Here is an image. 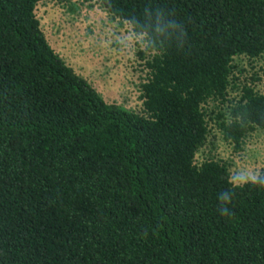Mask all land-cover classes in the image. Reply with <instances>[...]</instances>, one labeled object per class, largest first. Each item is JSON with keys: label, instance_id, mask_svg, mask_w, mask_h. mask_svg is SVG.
Segmentation results:
<instances>
[{"label": "trees", "instance_id": "1", "mask_svg": "<svg viewBox=\"0 0 264 264\" xmlns=\"http://www.w3.org/2000/svg\"><path fill=\"white\" fill-rule=\"evenodd\" d=\"M40 1L0 0V264H264V187L221 215L227 164L195 163L209 120L235 148L264 132V91L232 85L264 58V0H94L143 36L139 113L54 51Z\"/></svg>", "mask_w": 264, "mask_h": 264}, {"label": "rangeland", "instance_id": "2", "mask_svg": "<svg viewBox=\"0 0 264 264\" xmlns=\"http://www.w3.org/2000/svg\"><path fill=\"white\" fill-rule=\"evenodd\" d=\"M36 17L54 51L75 73L82 76L107 103H115L135 112H142L140 83L146 77V54L142 35L136 34L127 22L112 19L93 0H42L35 8ZM232 85L251 83L264 91V58L236 57L233 62ZM235 76V77H234ZM238 96L229 89L228 100ZM227 102L209 101L208 111L226 114ZM209 135L196 153L195 163L218 159L227 164L228 172L264 168V132L254 130L240 147L226 141L216 121L209 120Z\"/></svg>", "mask_w": 264, "mask_h": 264}, {"label": "clouds", "instance_id": "3", "mask_svg": "<svg viewBox=\"0 0 264 264\" xmlns=\"http://www.w3.org/2000/svg\"><path fill=\"white\" fill-rule=\"evenodd\" d=\"M228 182L232 185V189L222 192L218 197L221 205L219 211L224 216L230 215L228 205L232 203L234 189L243 188L246 185L264 187V173L258 169L230 171Z\"/></svg>", "mask_w": 264, "mask_h": 264}]
</instances>
